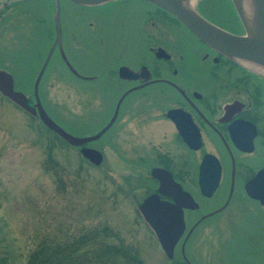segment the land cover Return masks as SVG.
I'll return each instance as SVG.
<instances>
[{
  "label": "flooded vegetation",
  "instance_id": "flooded-vegetation-1",
  "mask_svg": "<svg viewBox=\"0 0 264 264\" xmlns=\"http://www.w3.org/2000/svg\"><path fill=\"white\" fill-rule=\"evenodd\" d=\"M137 1L145 5L135 11L131 29L119 19V14L111 17L88 12L87 7L91 6L75 3L81 8L76 23L88 25L100 58L97 63L84 62L89 65L87 70L78 67L72 58L69 60L79 74L93 77L88 80L110 77L108 93L114 97L109 101L106 98L100 106L91 108L86 104L87 109L83 107V111L71 113L74 130L68 129L60 119L52 118L71 134L81 137L94 135L113 121L101 137L81 146L69 144L82 155L83 146L97 148L98 143L104 162L107 145L132 142L137 156L128 176L138 179V184L128 188L118 179L116 186L128 198L138 219L153 232L140 206L153 194H158L162 201H175L172 195L159 190L161 180L153 174L155 168L165 169L179 184L180 191L191 193L198 203L196 208L183 207L186 229L182 237H187L193 229L190 238L203 224H220L218 217L230 211L238 198L244 197L264 207L246 190L247 182L264 169V67L228 57L205 43L169 11L147 0ZM23 2L0 0V25L3 30L13 26L21 40L22 55L28 52L23 46L31 24ZM54 3L56 10L55 0ZM193 5L221 28L237 35L245 34L232 0H195ZM121 32L130 40L132 58L124 59V53L117 49ZM38 48L33 47L34 58L41 61L43 54ZM54 54L67 66L58 45ZM124 67L131 72L122 73ZM0 68L15 77L8 66ZM67 68L73 77H81ZM0 94L24 111L36 128L43 123L38 114H31ZM28 103L35 104L29 96ZM82 126L88 129L87 133L80 134ZM143 129L146 130L142 132ZM104 172L111 174L108 170ZM214 185L210 196L203 193V187Z\"/></svg>",
  "mask_w": 264,
  "mask_h": 264
},
{
  "label": "rangeland",
  "instance_id": "rangeland-1",
  "mask_svg": "<svg viewBox=\"0 0 264 264\" xmlns=\"http://www.w3.org/2000/svg\"><path fill=\"white\" fill-rule=\"evenodd\" d=\"M23 3L31 22L23 46L28 52L22 55L21 40L13 26L3 30L0 25V67L8 66L15 74L16 89L36 103L35 81L55 38V3ZM62 3L66 55L87 70L86 62H99L98 46L88 25L76 23L80 6L68 0ZM143 5L137 0H115L87 7V11L111 17L119 14L131 29L135 11ZM35 45L43 54L41 61L34 58ZM117 49L124 53V59L132 58V45L124 32ZM110 81V77H73L61 57L54 54L40 82L39 97L51 117L73 129L71 113L83 111L86 104L93 108L106 98L113 99L114 95L108 93ZM82 127L80 134L87 133L88 129ZM49 134L53 144H49ZM131 143L107 145V158L100 166H82L75 148L48 133L43 123L36 128L24 111L0 94V264H6L5 259L8 263L29 264L31 254L41 244L87 237L96 229L105 233L104 248L110 245L116 247L114 252L120 248L133 253L131 261L122 254L119 257L128 264H134L135 258L138 264H175L185 261L184 256L191 264H264V207L241 196L230 211L218 217L220 224H203L190 238L181 237L174 257L168 258L156 235L138 219L132 204L116 186L118 179L128 188L138 184V179L128 176L137 156ZM105 170L111 174L106 175ZM106 230L113 233L108 239Z\"/></svg>",
  "mask_w": 264,
  "mask_h": 264
},
{
  "label": "water",
  "instance_id": "water-1",
  "mask_svg": "<svg viewBox=\"0 0 264 264\" xmlns=\"http://www.w3.org/2000/svg\"><path fill=\"white\" fill-rule=\"evenodd\" d=\"M71 1L84 6H97L115 0ZM147 1H150L172 13L212 48L232 59H242L264 67V0H232L245 28V34L243 35L231 33L209 21L195 9L193 5L195 0ZM55 2L56 10L54 14V24L56 36L35 81L36 103L31 106L28 103V96L24 92L15 89L13 75L7 70L1 68L0 92L31 114H38L42 122L49 127V129L58 133L68 143L74 146H81L86 142L101 137V135L112 125L113 121L94 135L84 137L76 136L60 126L48 114L41 103L39 97L40 82L57 45L59 46L62 57L70 70L81 76L79 78H93L79 74L66 55L63 46L62 3L61 0H55ZM121 72L130 73L131 70L124 67L121 69ZM121 101L122 99L119 101L118 106ZM81 152L83 156L94 165H100L103 162V154L97 148L83 146ZM167 173L169 172L162 168H155L153 171V174L161 180L159 190L164 194L172 195L175 201H162L158 194H153L144 200L140 209L154 230L167 257L173 258L175 255V247L186 229L183 207L196 208L198 203L195 202L191 193L183 190L181 192L179 184L173 180L170 173ZM169 180L172 184H170ZM214 188L215 185L208 189L203 187V193L210 196L213 193ZM246 190L251 198L259 200L261 204L264 205V169L247 182ZM192 230L189 232L187 238L190 236ZM184 257L185 261L177 262L176 264H191L186 256Z\"/></svg>",
  "mask_w": 264,
  "mask_h": 264
},
{
  "label": "trees",
  "instance_id": "trees-1",
  "mask_svg": "<svg viewBox=\"0 0 264 264\" xmlns=\"http://www.w3.org/2000/svg\"><path fill=\"white\" fill-rule=\"evenodd\" d=\"M45 130L48 133H51L54 136L56 135L52 130H50L46 125ZM49 144H53V137L51 134ZM60 140L73 148L67 141L63 138L59 137ZM80 155V164H88L90 166H94L90 161L84 158L81 153ZM107 232V239L110 238L108 235H112L113 233ZM104 232V231H103ZM100 230L96 229L95 233L87 236L81 237L79 239H67L62 242L49 241L45 242L38 246L35 251L30 256L29 264H96L99 262H106L107 264H128V260H133V253L131 254L124 252L120 248L110 247L107 245L106 248L103 247L102 241L106 239V236L103 235ZM95 245V248L92 246ZM127 257L128 260H122L119 257L122 256ZM138 259V258H137ZM135 258L134 264H138V261ZM6 264H14L12 261L8 263V260L5 259Z\"/></svg>",
  "mask_w": 264,
  "mask_h": 264
}]
</instances>
